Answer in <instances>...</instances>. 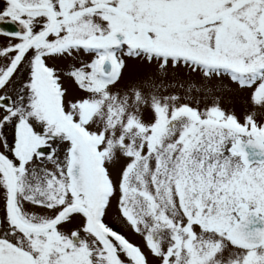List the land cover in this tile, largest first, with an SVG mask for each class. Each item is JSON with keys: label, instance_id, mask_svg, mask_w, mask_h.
<instances>
[{"label": "snow or ice", "instance_id": "obj_1", "mask_svg": "<svg viewBox=\"0 0 264 264\" xmlns=\"http://www.w3.org/2000/svg\"><path fill=\"white\" fill-rule=\"evenodd\" d=\"M0 264H264V0H2Z\"/></svg>", "mask_w": 264, "mask_h": 264}, {"label": "flooded vegetation", "instance_id": "obj_2", "mask_svg": "<svg viewBox=\"0 0 264 264\" xmlns=\"http://www.w3.org/2000/svg\"><path fill=\"white\" fill-rule=\"evenodd\" d=\"M0 2H2V0H0Z\"/></svg>", "mask_w": 264, "mask_h": 264}]
</instances>
